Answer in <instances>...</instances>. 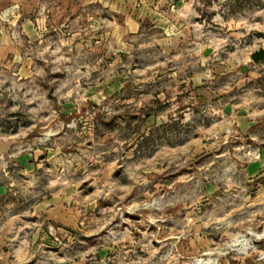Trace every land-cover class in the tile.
<instances>
[{"label": "rangeland", "instance_id": "obj_1", "mask_svg": "<svg viewBox=\"0 0 264 264\" xmlns=\"http://www.w3.org/2000/svg\"><path fill=\"white\" fill-rule=\"evenodd\" d=\"M171 2L186 38L211 49L202 73L218 113L204 100L187 109L185 75L156 70L193 60L105 51L98 7L0 0V75L18 66L6 36L34 73L25 87L1 77V132L38 147L20 194L0 197L10 264H264V173L247 171L264 123L242 134L222 116L233 104L264 111V60L251 58L264 47V0ZM26 20L35 36L21 31Z\"/></svg>", "mask_w": 264, "mask_h": 264}, {"label": "crops", "instance_id": "obj_2", "mask_svg": "<svg viewBox=\"0 0 264 264\" xmlns=\"http://www.w3.org/2000/svg\"><path fill=\"white\" fill-rule=\"evenodd\" d=\"M84 7H89L90 4L98 7V14H103V28L109 27L108 34H101L98 38L105 43V51L112 53L114 57L123 56L131 60L136 58L138 50L144 46L147 55L151 53H159V55L167 60L169 63L173 61H185L186 59L193 60L191 65H181V68L176 65L173 66L163 63L161 68L157 67V71L161 74H168L169 76H180L184 74L177 93L188 92L192 100L191 107L195 111L198 104L204 102L210 105L213 111L220 112L221 109H215L217 106V97L220 93H216L212 88V80L210 75H203L202 73V58L203 53L208 48H202L199 37L186 38L185 29L186 21H174L170 19V14L180 12L179 3L174 4L171 0H82ZM101 25H99L100 27ZM21 31L27 36H35V24L32 21H24L20 25ZM176 30V31H175ZM103 35V36H102ZM38 36V32H37ZM7 38V39H6ZM2 46L6 49L12 50L13 61L18 62V66L14 67L0 75L11 83L17 82L18 85L24 86L28 77L34 75L31 68H27L26 62L20 52L13 49V42L6 36ZM147 40L148 42L141 43ZM107 41V42H106ZM190 47L188 50L186 47ZM3 48V47H2ZM205 56V55H204ZM206 57V56H205ZM211 61L214 59L210 57ZM21 64V66H19ZM181 72V73H180ZM0 87V96L4 94ZM6 93V92H5ZM23 95L24 92L22 93ZM25 102V101H24ZM10 105V101L6 102ZM230 109V112H229ZM228 113H222V116L227 118L229 122L235 124L237 131L242 134H247L252 129L259 127L264 123V111L255 110L251 105H232L227 109ZM171 122V115L169 111L162 120L166 119ZM11 123H20L22 118L19 116L8 117ZM24 120V119H23ZM175 120V119H174ZM165 121V122H166ZM0 122H2L0 120ZM36 126V121H34ZM4 128L0 123V197L3 201L9 200V195L20 194V189L24 181L19 179V175H25L27 171L34 170L37 165V146L34 141L33 146L23 145L20 140L10 139L4 137L2 134ZM236 133V131H235ZM251 135V134H249ZM260 157L252 160L248 166L250 176H261L264 173V147L260 150ZM19 197V196H18ZM15 203L19 206L20 199L15 198ZM14 203V202H12ZM4 215H0V264H10L8 252V237L10 236L9 222L4 221Z\"/></svg>", "mask_w": 264, "mask_h": 264}, {"label": "water", "instance_id": "obj_3", "mask_svg": "<svg viewBox=\"0 0 264 264\" xmlns=\"http://www.w3.org/2000/svg\"><path fill=\"white\" fill-rule=\"evenodd\" d=\"M210 54H211V49L210 48L206 49L204 55L209 56ZM251 58L253 59L254 63L264 60V47L254 50V52H252L251 54Z\"/></svg>", "mask_w": 264, "mask_h": 264}, {"label": "bare ground", "instance_id": "obj_4", "mask_svg": "<svg viewBox=\"0 0 264 264\" xmlns=\"http://www.w3.org/2000/svg\"><path fill=\"white\" fill-rule=\"evenodd\" d=\"M197 261H198V262H197L198 264H203V262H204L205 260L203 261V259H202V260H197ZM206 262H207V261H206ZM206 262H204V263H206Z\"/></svg>", "mask_w": 264, "mask_h": 264}]
</instances>
